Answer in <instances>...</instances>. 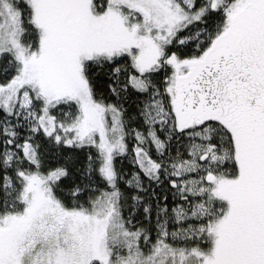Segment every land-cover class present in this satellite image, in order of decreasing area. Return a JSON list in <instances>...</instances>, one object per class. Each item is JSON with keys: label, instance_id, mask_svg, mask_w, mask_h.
<instances>
[{"label": "snow or ice", "instance_id": "obj_1", "mask_svg": "<svg viewBox=\"0 0 264 264\" xmlns=\"http://www.w3.org/2000/svg\"><path fill=\"white\" fill-rule=\"evenodd\" d=\"M0 264H264V0H0Z\"/></svg>", "mask_w": 264, "mask_h": 264}]
</instances>
